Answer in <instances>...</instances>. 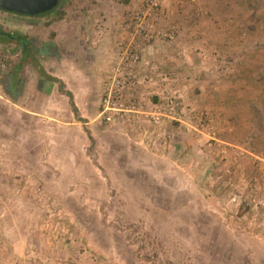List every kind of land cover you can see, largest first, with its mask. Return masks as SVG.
<instances>
[{
  "label": "rangeland",
  "instance_id": "1",
  "mask_svg": "<svg viewBox=\"0 0 264 264\" xmlns=\"http://www.w3.org/2000/svg\"><path fill=\"white\" fill-rule=\"evenodd\" d=\"M141 1H118L106 32L113 43ZM80 5L62 0L33 21L0 10V27L29 36L33 24L52 39L64 10L60 28L69 31L76 20L101 19ZM180 6L171 19L199 25L191 33L204 40L193 45L188 99L184 91L141 87L140 112L107 122L97 109L93 124L78 129L57 120L60 112L68 119L66 108L56 96L47 101L48 85H40L43 93L36 82L25 85L21 105L32 100L45 114L37 115L12 104L0 83V264H264V0ZM86 31L78 60L85 67L107 42L103 30ZM73 39L70 32L62 45L68 57L78 55ZM0 44L9 57L1 80L23 51ZM212 48L225 50V60L207 57ZM94 89L100 100L103 89ZM170 97L174 117L156 120L152 112L165 114Z\"/></svg>",
  "mask_w": 264,
  "mask_h": 264
},
{
  "label": "crops",
  "instance_id": "2",
  "mask_svg": "<svg viewBox=\"0 0 264 264\" xmlns=\"http://www.w3.org/2000/svg\"><path fill=\"white\" fill-rule=\"evenodd\" d=\"M76 1L81 4L79 7H83L88 3L90 6L89 10L98 13L101 19L97 17V19L93 21V24L87 22L89 23L88 25H86V22L79 21L80 23H78L76 20V22H72V27H70L71 31H69L67 27L60 28V24L63 26V23L66 22V17L68 16V14H64L66 12V10H64L65 12L58 15L54 22V26L58 25V27L53 30L59 32L54 38L50 39L48 33H38L36 30L37 27L33 24L26 26V28L33 30V35L28 36L25 33L21 34L27 38V47L28 49L29 47L31 49L32 60L38 58L45 71L52 77L61 81L62 88L58 81L47 79L46 77L39 75L31 62L27 63L22 70L16 69L17 63L10 72L2 74L0 83L3 82L4 89L12 101L11 103L17 105V107L22 106L21 102L24 99L26 90L25 85L27 86L29 82H36L32 84H36L40 88L41 91L39 93H43L44 91L41 89V86L48 85V87H51V94L47 96V101H52L53 96H56L58 100H61L64 103L66 108V116L68 119L65 120L63 112H60L57 120H60L62 123H70L79 129L82 124L92 125L96 111L97 109H100L101 99H97L93 94V91L95 90L94 88L98 86L102 91L103 87L102 85L100 86L101 79L99 80V78L102 77V71H104L103 69H105V66H110L107 62L110 57H114L110 67L113 68L114 61L119 55V45L124 31L119 35L117 43H113L111 38H109L111 34H106V32H110L113 28V24H115V22L113 23L112 21V10L119 5V0ZM178 6L181 7L180 2L175 1H165L163 4L162 10L157 19L158 26L167 30L170 28H176V32H174V37L172 39H168V41L164 42L162 45L155 43L145 49L142 63L138 68V75L142 81L138 92H141L142 87L145 88L143 91H153V93L157 92V94L160 95V93H163L164 91L169 93L167 89L169 88L171 93L184 91V94H187L186 99H188L187 91L190 87V79H188V77L193 73L190 64V60L193 56V45L196 47L197 45L202 44L204 40H197V37H194L191 33V30L194 28H200L199 25L192 23L188 25V23H183L182 21L176 23L174 19H171L173 15L171 13H173ZM78 11L83 12L84 10L81 11V9H79ZM25 17L33 21L40 16ZM23 24L28 23L24 22ZM92 27L95 31L103 30L105 36L107 35V42L104 43L103 48H99V51L97 50L93 55L94 65L85 67L83 66L84 64L78 61L80 59L79 54L82 51V48H84V46L81 45L83 44L81 43V40H83V36L89 37L90 32L86 31V28L90 29ZM70 32L74 38L73 51L78 53V55L73 57H68L67 54L61 50L62 45L67 43V40L70 37ZM215 41L219 40L216 39ZM219 42H221L219 44L221 48L228 47L224 41ZM212 45L216 44L212 43ZM212 50H214V52L205 50V55L207 57L212 56L211 58H222L225 60V50L214 48H212ZM166 73H171V78L169 77L168 81L162 80L161 76H159V74L167 75ZM105 75L107 76L108 74ZM180 78H183V80ZM97 81L99 83H97ZM36 85H34L35 89ZM155 98L157 99V97ZM31 101L32 100H30V102L29 100L27 101L29 103L27 106L30 108L25 106H22L21 108L32 114L45 115L42 111L34 110V105L31 104ZM48 108H52L50 102L44 105L45 110H48ZM134 119L136 120L137 116H135Z\"/></svg>",
  "mask_w": 264,
  "mask_h": 264
},
{
  "label": "built area",
  "instance_id": "3",
  "mask_svg": "<svg viewBox=\"0 0 264 264\" xmlns=\"http://www.w3.org/2000/svg\"><path fill=\"white\" fill-rule=\"evenodd\" d=\"M165 1L182 2L194 0H142L138 8L130 13L124 21V35L119 45V55L114 61L113 68L109 70L104 82L103 94L100 100V117L105 121H113L125 112H140L135 106L142 107L143 99L138 94L141 79L138 75L144 51L147 47L174 37L176 28L169 30L158 26L157 19ZM178 30V29H177ZM8 55L0 44V69L5 70L8 65ZM162 80L168 81L169 77L159 74ZM126 104H132V109H127ZM175 101L168 98L161 110L152 112V116L159 121L162 115L174 117Z\"/></svg>",
  "mask_w": 264,
  "mask_h": 264
},
{
  "label": "water",
  "instance_id": "4",
  "mask_svg": "<svg viewBox=\"0 0 264 264\" xmlns=\"http://www.w3.org/2000/svg\"><path fill=\"white\" fill-rule=\"evenodd\" d=\"M60 0H0V9L24 16H36L48 12L55 8ZM10 39H15L14 35L6 34ZM21 46L25 53L28 52L27 43L21 39Z\"/></svg>",
  "mask_w": 264,
  "mask_h": 264
},
{
  "label": "trees",
  "instance_id": "5",
  "mask_svg": "<svg viewBox=\"0 0 264 264\" xmlns=\"http://www.w3.org/2000/svg\"><path fill=\"white\" fill-rule=\"evenodd\" d=\"M61 2H62V0H60L59 3H58V5H57L55 8H53L52 10H50V11H48V12H45V13H42V14H39V15H37V16H43V15H48V14L53 13V12H54V11L60 6ZM0 10H1V9H0ZM3 11H4V10H3ZM6 34H16V35H18L19 37H21V38H23L24 40H26V42H27V38H26L25 36H23V35H21V34H17V33H15V32H10V33L5 32L1 27H0V42H6V41H9V42H16L19 46H21V45H20V42H19L18 40H11L9 37H7ZM31 54H32V52H31V49H30V47H29L27 54L25 55V53H23V56H22L21 61L18 62V64L16 65V69H17V70H22L23 67H24L27 63H30V62H31L32 65H33V67H34V69L37 71V73H38L39 75L44 76V77H46L47 79H51V80H56V81H58L59 84H60V87L62 88V83H61V81L58 80L57 78L52 77L51 75H49V74L45 71L44 67L40 64L38 58H37V59L35 58V60H32V58H31ZM62 90H63V89H62ZM69 94H70V93H69ZM72 104H73V103H72Z\"/></svg>",
  "mask_w": 264,
  "mask_h": 264
},
{
  "label": "flooded vegetation",
  "instance_id": "6",
  "mask_svg": "<svg viewBox=\"0 0 264 264\" xmlns=\"http://www.w3.org/2000/svg\"><path fill=\"white\" fill-rule=\"evenodd\" d=\"M12 35H14V37H15V39H13V40H18L19 42H20V45H21V39H23V38H21V37H19L18 35H16V34H12ZM24 40V39H23ZM29 40V39H28ZM26 41V40H25ZM29 42V41H28ZM27 43V42H26Z\"/></svg>",
  "mask_w": 264,
  "mask_h": 264
}]
</instances>
